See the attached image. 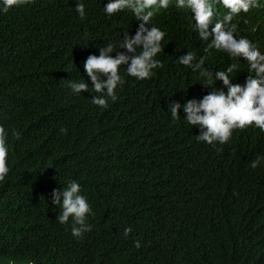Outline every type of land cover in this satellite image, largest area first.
<instances>
[{
  "label": "trees",
  "instance_id": "trees-1",
  "mask_svg": "<svg viewBox=\"0 0 264 264\" xmlns=\"http://www.w3.org/2000/svg\"><path fill=\"white\" fill-rule=\"evenodd\" d=\"M174 1L153 7L151 22L166 33L156 57L162 66L145 80L121 69L117 100L103 109L91 102L97 93L73 94L68 83L84 78L92 87L84 61L123 32L135 33L131 10L109 17L102 11L107 0H81V18L77 0H23L0 12L7 168L0 179V264H264V163L251 167L264 158V131L235 129L227 143L209 145L197 141L200 130L186 124L182 108L172 119L169 103L212 90L177 63L188 51L197 59L208 53L190 12ZM253 3L231 24L264 52V38L245 23L264 22V0ZM232 63L239 65L233 83L242 85L249 75L243 58L213 49L204 67L215 73ZM72 180L93 212L91 230L79 238L71 218L56 220L60 210L51 202L52 191Z\"/></svg>",
  "mask_w": 264,
  "mask_h": 264
},
{
  "label": "clouds",
  "instance_id": "clouds-1",
  "mask_svg": "<svg viewBox=\"0 0 264 264\" xmlns=\"http://www.w3.org/2000/svg\"><path fill=\"white\" fill-rule=\"evenodd\" d=\"M21 2L23 0H0V12L7 13ZM174 2L176 8L190 12L189 16L194 21L192 30L198 34L199 40L207 42L204 51L208 53L197 59L196 52L188 51L179 57L177 63L191 68L197 74L195 76L199 78L198 82L202 81L200 83L212 90L202 98L187 100L184 104L169 103L168 112L172 119L180 118L179 110L182 108L186 124L200 130V134L196 135L197 141L209 145L216 142L227 143L235 129L254 126L264 131V52L256 43L237 36L236 22L235 26L231 24L237 14L248 12L250 7L255 6L253 0H216L215 4L212 0ZM169 3L170 0H107L102 9L103 13L111 17L125 9L131 10L139 22L138 27L134 34L125 31L115 42L109 41L100 47L99 55H89L83 66L92 87H89L84 78L71 79L68 83L71 92L97 93L91 102L103 109L107 107L109 99L113 102L117 100L116 90L125 82L121 69L125 75L137 80L150 78L154 74L153 70L162 66L156 57L164 49L162 41L166 36L163 30L151 22L153 7L166 9ZM75 11L81 18L85 16V6L81 0H77ZM261 17L264 19V11H261ZM245 23L253 33L264 38L263 21L245 18ZM213 49L225 52L231 58L244 59L249 75L242 85L233 83L232 74L239 68L237 63L215 73L204 67ZM113 52L116 54L112 55ZM121 65L126 67L121 68ZM217 81H221L223 87H215ZM63 131L65 130L61 129ZM5 151L0 145V179L7 172L4 166ZM262 163L264 158L257 156L251 161V167L257 168ZM51 195L52 204L60 210L56 220L65 224L71 218V232L74 237L79 238L91 230L87 217L93 214L92 208L77 181H69L62 190L54 189ZM131 231L130 227H126L124 235L128 236ZM134 245L136 248L141 247L139 240L134 241Z\"/></svg>",
  "mask_w": 264,
  "mask_h": 264
}]
</instances>
